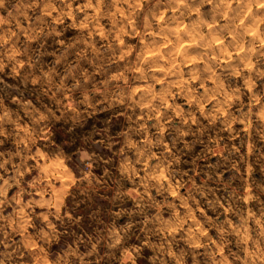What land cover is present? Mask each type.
Wrapping results in <instances>:
<instances>
[{
  "label": "clouds",
  "instance_id": "clouds-1",
  "mask_svg": "<svg viewBox=\"0 0 264 264\" xmlns=\"http://www.w3.org/2000/svg\"><path fill=\"white\" fill-rule=\"evenodd\" d=\"M0 264H264V0H0Z\"/></svg>",
  "mask_w": 264,
  "mask_h": 264
}]
</instances>
